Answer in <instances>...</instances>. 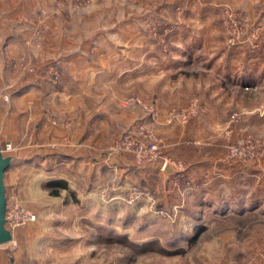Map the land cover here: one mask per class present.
I'll return each mask as SVG.
<instances>
[{
    "label": "rangeland",
    "instance_id": "1",
    "mask_svg": "<svg viewBox=\"0 0 264 264\" xmlns=\"http://www.w3.org/2000/svg\"><path fill=\"white\" fill-rule=\"evenodd\" d=\"M19 23L29 25L27 54L12 62L30 83L22 115L28 120L8 125L10 139L1 140L0 150L14 157L7 172L20 167L19 186L7 190L15 189L37 220L0 245V264H264V188H255L256 177L235 171L230 183L237 206L221 210L200 192L208 182L222 185V174L190 172L197 161L214 163L213 150L222 149L237 166L258 167L256 176L264 180V134L243 127L244 119L264 118V92H253L251 108L231 109L220 134L203 142L168 140L158 131L215 119L214 103L201 101L199 92L183 101L181 70L170 77L161 69L175 68V59L196 47L198 64H206L217 53L226 58L264 42V0H44L38 13ZM170 78L175 84L164 88ZM16 88L3 81V105L23 91ZM39 110L48 122L44 154L58 148L52 127L67 134L73 125L72 140L61 142L78 148L87 136L82 123L92 119L86 125L89 172L81 171L86 164L71 171L56 167L50 155L36 157ZM100 118L108 122L96 124ZM247 138L244 147L255 157H231L230 148ZM150 144H157V157H138V145ZM131 159L134 169L127 166ZM167 165L176 173L168 174Z\"/></svg>",
    "mask_w": 264,
    "mask_h": 264
},
{
    "label": "crops",
    "instance_id": "2",
    "mask_svg": "<svg viewBox=\"0 0 264 264\" xmlns=\"http://www.w3.org/2000/svg\"><path fill=\"white\" fill-rule=\"evenodd\" d=\"M43 3L44 0H0V89L3 81H6L11 83L14 88L18 87L16 90H23L18 94V96L15 95L12 104L5 106L0 102V126L4 125V128H2L4 134L0 138V142L3 140L2 143L7 142L10 139L11 134L8 125H12L13 122L17 120H20L21 124H25L28 120L22 119V115L28 112L25 108L27 106V103L25 102L28 100L29 92L27 90V86H29L30 83H27V81H25L26 83L22 82L23 76L27 75L25 74L26 71H23L22 67H19L18 65L17 68H14L12 61L20 59L22 56H26L27 54V43L29 42L30 34L26 29V26L29 25H20V18L24 15L32 16L35 13H38ZM199 49L200 48L196 47L195 50L191 52H184L182 55L177 57L175 60L180 61L177 63L178 65L174 63L175 68H164L161 70L166 74V76L170 77L173 72H178L181 70L176 76L180 77L178 81L182 82L183 80V101H186L191 93L199 92V98L201 101L214 103L213 107H216L215 119H196L183 131L171 128L158 129V131H160V133L163 134L168 140H173L184 136L188 140L199 139V141L203 142L205 138L211 136L213 132L216 133V135L220 134V130L223 129L225 124L226 115H228L231 109L235 108L236 106L251 108L253 106L251 104L253 94L255 95L253 92H264L263 40L255 43L252 48L247 47L242 52L233 51L232 53H229L226 58L224 57L225 55L221 56L220 53H217L214 57L210 58L209 62L206 64H198L197 62V59L201 53ZM223 60L227 61V67H225ZM197 65L198 68L195 69L193 66ZM205 76L208 78H205ZM25 79L26 78L24 77L23 81ZM168 83L169 85H174L175 81L173 78H170V80H166L165 83H163V87L168 88ZM84 86L86 87L84 84L80 87ZM205 87H208L207 95L203 96L202 88ZM210 88L213 89L211 90ZM30 89L29 91H32L34 88L30 87ZM237 99H239V104L237 103ZM40 100H42V103L43 98ZM260 102L263 103L264 98L260 100ZM2 109H4V112H2ZM22 109L24 111H21ZM38 112L41 114V119H38V123L36 124V127L39 126V129H36V134L38 137H40L42 142L35 145L36 157L43 158L44 155H50L52 159H54L56 167L60 169L68 168L71 171L76 169V164L78 166L86 164L81 171L89 172L90 165L88 164L87 166L86 161L87 158L88 160L90 158L85 152V149L89 146L88 140L91 136V128L86 129V125H91L92 119H84V122L82 123L84 125L83 128H85L84 135L87 136H83L81 139H79V141H77L78 148H76L74 143L67 145V147H63L65 145L61 142L63 141L62 139L65 138L66 141L72 140L68 131H71L72 127L74 128L73 125L69 124L67 128V134L65 133L66 131H64L63 134V129H60V125H58L59 128L52 127L51 129L53 131L51 133L50 139L52 143L56 142L58 144V148L54 149L50 154H44L43 151L46 148V145H44V132H46L47 128L45 126L48 125V122L43 119V110H39ZM5 115H7L6 118ZM107 122L108 119L100 118L98 121H96V124H106ZM243 127L248 130H253L255 133L264 134V118L261 116H255L254 119H244ZM195 144L199 145L201 143L195 142ZM201 147L198 148L200 149ZM202 149H200L199 154H202ZM205 149L209 148L205 147ZM213 151V154H218V159L214 161V163H209V160L203 159L197 161L194 165H191L190 169V172H194L195 176H197L198 173H203L205 171H211L210 176H213L215 173L222 174V185L216 187L214 184L212 186L211 182H208L206 187L200 192L204 196H211V198L209 197V201H207L208 203L218 206L219 209L221 208V210L223 208L225 209V207H228L227 210H229L230 208L237 206V204L231 198L236 189L230 183V180L234 177V173L237 170L244 171V173H246V178L256 177L254 186L255 188L259 187V191L264 188V180L256 176L257 173H260L258 167L253 164H246L243 168H241V166L236 165V162L226 160V151L222 149H216ZM16 155L19 156V154ZM102 156L103 155L100 154L99 158L96 159L99 161V164H101L102 161H105ZM45 159L48 158L45 157ZM127 166H131V168L134 169V163L132 159ZM19 168V166H13V168L10 169L12 173L6 172V190L7 186L15 187L19 184ZM69 187L71 188L70 185ZM218 192L221 194V198H216ZM249 194L250 191L248 192V196ZM60 195H62V193H60ZM205 198L202 200H206ZM259 202L264 203V200Z\"/></svg>",
    "mask_w": 264,
    "mask_h": 264
},
{
    "label": "built area",
    "instance_id": "3",
    "mask_svg": "<svg viewBox=\"0 0 264 264\" xmlns=\"http://www.w3.org/2000/svg\"><path fill=\"white\" fill-rule=\"evenodd\" d=\"M144 130V127L141 129ZM247 141V142H246ZM250 139H244L243 142L239 144L238 147L232 146L230 148V155L233 158H239V159H245V158H252L255 157L253 154L254 152L250 148V150L246 149V144H250ZM139 148L137 155L140 157V154L145 157H148L149 160H154L157 155L156 153L158 151L157 144H150L147 147L144 145H138ZM10 148V147H9ZM8 148V149H9ZM10 150V149H9ZM0 154H3V150H0ZM264 172V168L262 169ZM6 198H7V206H6V227L8 230L11 231L12 235H14L15 231L19 228L25 227L29 224H32L36 222L37 215L34 211L27 208L22 201L20 200V196L18 192L15 189H12L11 191L6 190ZM35 264V263H30Z\"/></svg>",
    "mask_w": 264,
    "mask_h": 264
},
{
    "label": "water",
    "instance_id": "4",
    "mask_svg": "<svg viewBox=\"0 0 264 264\" xmlns=\"http://www.w3.org/2000/svg\"><path fill=\"white\" fill-rule=\"evenodd\" d=\"M13 165V157L0 154V245H4L13 241V235L6 227V184L5 175L9 168ZM166 172L170 175L176 173L170 166H166Z\"/></svg>",
    "mask_w": 264,
    "mask_h": 264
},
{
    "label": "trees",
    "instance_id": "5",
    "mask_svg": "<svg viewBox=\"0 0 264 264\" xmlns=\"http://www.w3.org/2000/svg\"><path fill=\"white\" fill-rule=\"evenodd\" d=\"M62 186V189H67V186H66V184H63V185H61ZM52 195H54V196H60V193H59V191H57V190H52V193H51ZM28 264V263H27Z\"/></svg>",
    "mask_w": 264,
    "mask_h": 264
}]
</instances>
